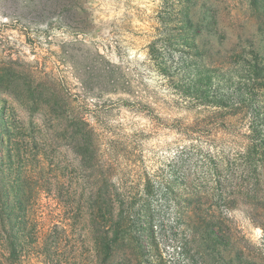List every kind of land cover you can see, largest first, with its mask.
<instances>
[{
	"label": "trees",
	"instance_id": "1",
	"mask_svg": "<svg viewBox=\"0 0 264 264\" xmlns=\"http://www.w3.org/2000/svg\"><path fill=\"white\" fill-rule=\"evenodd\" d=\"M248 1L258 34L248 45L235 44L230 61L217 67L197 63L210 56L214 45L226 48L218 12L207 4L199 15L188 16L182 34L186 39L180 45L185 55L175 68L179 80L168 68L163 71L185 102L203 110L180 131L193 138L216 127L238 149L234 163L232 152L224 158L225 176L215 156L202 157L195 144L180 151L174 180L165 177L155 184L148 178L141 190L115 175L116 160L103 149L107 130L97 124L100 109L92 110L90 100L96 98L95 91L98 97L128 92L124 85L132 83L121 78L119 67L99 49L95 60L86 55L87 62L78 68L85 97L72 112L54 81L39 68L30 79L20 78L31 105L24 111L42 109V125L19 119L6 99L0 105V264H264V258L241 246L231 217L233 204L246 202L252 221L264 230V0ZM0 2L12 22L47 25L46 32L25 30L34 46L42 34L49 36L54 24L83 37L95 28L88 0ZM63 52L77 56L73 49ZM10 77L9 71L3 75ZM131 97L139 110L143 105L150 108L143 97ZM62 131H71L78 161L74 173L51 159ZM33 156L34 172L25 169ZM207 166L205 178L195 175ZM232 172L237 184L225 191ZM208 179L215 182L216 191L204 186ZM181 186L189 192H182ZM159 240L165 248L181 252H161Z\"/></svg>",
	"mask_w": 264,
	"mask_h": 264
},
{
	"label": "rangeland",
	"instance_id": "2",
	"mask_svg": "<svg viewBox=\"0 0 264 264\" xmlns=\"http://www.w3.org/2000/svg\"><path fill=\"white\" fill-rule=\"evenodd\" d=\"M207 4L218 12L222 37L227 38L226 48L214 45L210 56L204 60L199 58L197 63L199 66L206 63L217 67L222 61L231 60L235 44L242 41L248 45L247 41L255 39L251 37L258 34L255 11L248 0H88L95 22L91 34L86 37L70 35L54 24L49 36L42 34L36 46L27 41L25 30L31 27L32 30L46 32L47 25L12 22L11 17L4 15L6 11L0 2V105L3 106L6 99L18 110L19 119L25 122L33 120L42 125V109H28L25 113L24 110L31 105L28 92L20 81L22 76L30 79L32 72L39 68L48 74L67 99L70 112L76 110L83 105L85 97L78 68L87 62L86 55L92 61L99 49L113 65L119 67L121 78L132 83L124 85L128 92L98 97L100 93L95 91L92 95L95 94L96 98L90 100L94 104L92 110L100 109L96 122L107 130L103 149L116 160L115 175L128 179L130 187L141 190L148 178L155 184L165 177L174 180L171 176L181 166L180 151L195 144L202 157L207 154L215 156L225 176L224 158L232 152L233 162L238 149L216 127L205 128L193 138L180 131V126L186 128L203 110L196 103L185 102L163 72L168 68L176 81L179 80L181 73L175 74V68L185 55L180 45L186 39L182 34L186 32L184 27L188 24V16L199 15ZM65 43L71 45L63 47ZM63 48L66 51L73 49L77 56L68 57ZM7 71L12 77L5 79L3 75ZM133 94L143 97L144 104L150 108L143 109L146 105L140 110L136 108L129 100ZM68 123L69 119L65 121L66 125ZM68 132L62 131L60 138L55 140L51 159L61 163L66 172L74 173L78 168L77 153L70 139L71 131ZM39 153L40 156L43 153L40 147ZM31 158V167L25 169L34 172L37 165L34 156ZM209 171L207 166L195 175L205 178V172ZM234 176L232 172L226 179L229 183L224 184L227 187L225 191H231L233 182L237 184ZM204 186L212 192L217 190L212 179H208ZM181 189L184 193L189 192L187 186H181ZM248 207L249 204L243 201L233 204L234 232L248 253L264 258V230L252 221L247 213ZM159 241L163 247L161 252H181L165 248L163 241Z\"/></svg>",
	"mask_w": 264,
	"mask_h": 264
}]
</instances>
